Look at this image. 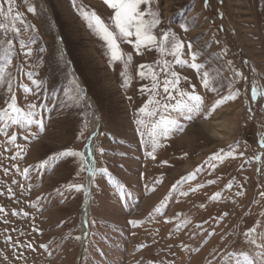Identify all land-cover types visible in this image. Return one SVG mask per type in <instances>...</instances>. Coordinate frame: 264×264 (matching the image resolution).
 I'll return each instance as SVG.
<instances>
[{"label": "rangeland", "instance_id": "1", "mask_svg": "<svg viewBox=\"0 0 264 264\" xmlns=\"http://www.w3.org/2000/svg\"><path fill=\"white\" fill-rule=\"evenodd\" d=\"M78 7L94 11L114 29V10L104 0H75V6L73 0H16L24 24L19 36H8L14 53L0 79V111L14 103L35 113L44 128L14 125L7 116L0 120V264H77L86 196L84 188L70 185H84L85 158L57 154L83 153L93 125L96 172L79 264H234L230 253H247L259 264L264 0H158L157 42L137 49L118 41L121 61H111ZM0 23L10 26L11 20ZM173 35L184 43L181 62L160 51ZM173 71L179 84L169 87L172 95H200L204 109L191 121L181 118L183 131L157 136L154 147L159 116L149 113L154 101L176 102L163 92ZM254 87L261 93L256 99ZM237 91L234 101L205 118L216 99ZM50 157L55 159L42 167Z\"/></svg>", "mask_w": 264, "mask_h": 264}, {"label": "snow or ice", "instance_id": "2", "mask_svg": "<svg viewBox=\"0 0 264 264\" xmlns=\"http://www.w3.org/2000/svg\"><path fill=\"white\" fill-rule=\"evenodd\" d=\"M104 2L114 10V15L112 16V22L114 24V29H110V27L105 24V22L101 19L99 15H97L94 11L89 12L83 7H78L77 11L81 15V17L85 20L87 27L100 39L105 42V45L110 53L111 61H121L124 59V54L121 50L120 40H127L128 43H134L137 49L142 46H150L157 42V36L153 34V29H155L158 25L161 24V16L158 8V0H104ZM207 3V0H206ZM16 0H0V20L10 19L11 25H6L5 23H0V29H4V38L0 39V61H3L0 64V79L5 78L6 69L8 65L12 63L13 59V39L8 38L9 33L13 36H19L24 20L21 13L15 9ZM73 4L75 6V0H73ZM7 5V7H5ZM142 6H144L142 8ZM34 8H29V11H34ZM20 21L19 24L16 22ZM181 27H184L183 25ZM118 33V34H117ZM164 40L169 39V33H162ZM131 37H135V41L129 39ZM191 47V45H189ZM184 48V43L176 39L173 35L172 39L169 41V47L165 48L163 45L160 46V51H170V53L177 58L179 61V56L181 50ZM32 53V49L27 47L25 51V55L29 56ZM63 54L61 53V56ZM132 59L131 55L127 56V61L130 62ZM193 60H195V53H193ZM167 63V62H165ZM127 66V64L125 65ZM150 66L142 65L141 68ZM192 68L199 69L201 66L197 63L191 64ZM123 76V73H121ZM139 75L143 78L145 73L141 71ZM239 75V73H238ZM172 80H168L165 78L163 84V92L166 94V100H175V103H161L160 101H154L156 108L153 112L149 113L152 116H159V119L156 121L154 125V134H153V144L154 147L156 145V137H167L173 130L183 131L186 125L182 124L181 118H184L188 121L195 119L194 114H200L204 109V99L200 95L188 94L184 92H178L179 99L173 96L169 91V87L173 89H177V85L179 84V75L175 71L171 72ZM208 73H203V83L204 86L208 87L207 80ZM153 79L156 77L153 74ZM75 87L78 92L82 91L79 87V84L73 80ZM155 89V84L153 85ZM215 91V89H212ZM238 91L235 93H231L227 96H223L220 99H216L212 104L207 113H204L205 118H208L212 115L213 112L216 111L217 108L226 104L229 101H234L238 96ZM261 93L254 87L252 88V99H256L258 95ZM14 99V98H13ZM153 103V101H150ZM30 107L35 108L36 105H31ZM10 109V111H8ZM146 109L142 107L140 109L141 112H144ZM11 121V124L20 125L25 124L27 126H31L32 124H36L41 130H43L44 125L42 120L35 118V113L29 111L25 113L22 109L17 107L14 103L8 104V108L4 111H0V120L4 119V117ZM137 123H141V121H137ZM7 126V125H5ZM0 131H4L3 127H0ZM95 135V133H93ZM10 139L14 140L15 137H10ZM91 141V138H90ZM261 145L264 146V140L261 141ZM103 150L101 149V152ZM58 156H83V153L73 152V151H63L57 154ZM152 155V153H149ZM89 156H91V148L89 147ZM55 159V157H50L49 160L41 162V166H47L50 160ZM82 170H85L89 173V179L95 174L94 163L90 160H85L81 162L80 165ZM25 173L27 169L24 170ZM70 187L80 190L85 186L83 184L79 185H70ZM175 187V185L173 186ZM122 185H117L116 191H120ZM186 194V193H185ZM217 196L219 194H216ZM264 195V194H262ZM161 205H163V201H161ZM159 207L154 209V211H159ZM3 211V209H0ZM132 224H137L139 221L133 220L130 221ZM255 231L254 228L249 229L245 235H251ZM76 239H80V237H76ZM253 243L255 241L253 240ZM41 247H46V245H41ZM234 264H255V260L250 257L247 253H230ZM259 264H264V252L258 253Z\"/></svg>", "mask_w": 264, "mask_h": 264}, {"label": "bare ground", "instance_id": "3", "mask_svg": "<svg viewBox=\"0 0 264 264\" xmlns=\"http://www.w3.org/2000/svg\"><path fill=\"white\" fill-rule=\"evenodd\" d=\"M67 67L70 69L71 66L70 64L67 62ZM71 70V69H70ZM73 77L75 78L76 76L73 74ZM76 79L78 80V78L76 77ZM79 83V80L77 81ZM80 84V83H79ZM95 122H98V119H95ZM97 126L93 125L92 126V130L89 136V140L88 143L86 144L83 154H84V158L85 160H90L94 163V167L96 170V164H95V155H94V146L92 144V141L94 140V138H96L95 136L97 135ZM93 133H95V135H93ZM91 138V141H90ZM89 147L91 148V156H89ZM96 172V171H95ZM94 176V175H93ZM89 179V173L87 172L85 175V179H84V191H85V196H86V202L83 208V212H82V230H81V236H80V243L85 245L86 243V239H87V235H88V227H87V216H88V212H89V201H90V192H91V182H92V178Z\"/></svg>", "mask_w": 264, "mask_h": 264}, {"label": "water", "instance_id": "4", "mask_svg": "<svg viewBox=\"0 0 264 264\" xmlns=\"http://www.w3.org/2000/svg\"><path fill=\"white\" fill-rule=\"evenodd\" d=\"M82 250H83V244H81V247H80V250H79V255H78V258H77V264H79V261H80V258H81Z\"/></svg>", "mask_w": 264, "mask_h": 264}]
</instances>
